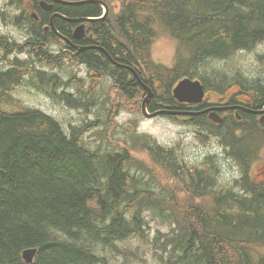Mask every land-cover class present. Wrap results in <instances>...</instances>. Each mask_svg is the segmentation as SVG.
Returning <instances> with one entry per match:
<instances>
[{
	"label": "trees",
	"instance_id": "16d2710c",
	"mask_svg": "<svg viewBox=\"0 0 264 264\" xmlns=\"http://www.w3.org/2000/svg\"><path fill=\"white\" fill-rule=\"evenodd\" d=\"M61 1L71 4L52 1L54 11L63 17L55 18L56 28L69 39L76 23L67 18L96 17L103 12V6L95 2ZM107 1L113 3L108 16L88 23L82 40L73 39V61L64 45L58 53L50 48L59 41L44 24L34 35L35 41L31 39L33 50H37L42 65L85 63L98 75L111 76L114 98L128 102L142 101L145 96L134 76L137 72L153 88L149 104L152 112L167 107L188 111L187 104L177 102L173 94L179 80L199 78L208 89L225 86L220 82L230 75L216 67L238 52L264 48V0H119V8L113 0ZM11 2L26 7L25 0ZM23 11L29 13L28 9ZM45 23H50L49 16ZM160 29L178 40L174 66L158 63L151 55L152 41ZM81 46L88 48L81 50ZM186 51H191V57H185ZM28 74L40 86L51 83L41 69L22 63L14 67L11 63L0 71V85L4 88L9 81L15 84ZM211 79L218 82L217 86H210ZM63 84L65 87L54 89L51 95L71 107L90 110L100 102L95 95H79L78 87L76 91L71 89L68 81ZM250 85L257 96L250 107L260 110L264 108V78L256 77L241 87ZM109 89L100 106L105 114L115 115L123 104L114 105L116 100L109 99ZM4 92H0V264H28L23 257L28 248L38 250L30 264H109L105 257L108 251L139 256L144 263L147 250L160 264H264V178L247 185L249 195L230 197L229 202L218 199V205L213 198L209 206L186 202L180 206L165 194L173 195L172 188L162 191L169 180L160 170L180 179L192 177L197 165L184 167L173 149L161 146L148 134L138 133L135 127L119 129L122 124L111 116L103 121L104 129L100 127L94 133L98 140H92L94 135L85 136V132L96 121L70 124L68 131L39 108L4 107ZM259 116L249 115L250 126H242L239 118L231 122L244 128L246 136L256 135L250 145L244 142L238 146V157L245 156L249 146L252 156L264 144V135L258 131ZM207 127L219 138L225 137L224 131L218 133L221 125ZM134 169L154 173L157 177L151 174L152 180L160 191L150 187L145 174L139 176ZM202 179L205 183L207 175ZM187 185L193 197H206L197 184ZM204 188L215 192L207 185ZM153 221L168 224L169 230L159 228L151 238ZM134 236L146 247L123 244Z\"/></svg>",
	"mask_w": 264,
	"mask_h": 264
},
{
	"label": "rangeland",
	"instance_id": "374dc122",
	"mask_svg": "<svg viewBox=\"0 0 264 264\" xmlns=\"http://www.w3.org/2000/svg\"><path fill=\"white\" fill-rule=\"evenodd\" d=\"M8 0H0V34L5 33L8 35L10 40L8 41L7 47L4 49V52L0 49V71H5L6 66H9L11 62L17 61L16 66L19 67L21 64L20 58H26L28 53L25 51L24 47H18L13 45L14 40L18 42H24L27 37L26 34L21 31L16 24L6 25L5 20L2 16V9L6 8ZM116 3L117 8L120 4L119 0H113ZM119 3V4H118ZM16 8H8L10 13V17L13 15V10ZM7 39V38H5ZM9 46V47H8ZM59 47L57 45L56 49ZM178 48V40L174 38L170 33L166 30L160 29L157 31L155 39L152 41L151 45V54L154 60L158 63L164 64L166 66H174L175 64V56ZM259 49L248 51V52H238L230 60L226 61L224 65L219 68V70H226L228 75H230L229 79L225 78L220 82V85H225L227 88V92L232 95L230 99L236 100H246V103L251 105L257 98L256 93L248 92L244 90L241 85L254 80L256 77L264 78V48L257 47ZM191 51L185 52V57H191ZM31 59V57H30ZM32 60V59H31ZM34 63H39V60H32ZM213 63V62H212ZM188 64V61L185 62ZM29 67L36 69L32 65H28ZM228 69H232L229 71ZM41 71L46 72V76L49 78L51 84L40 86L36 85L33 81V78L30 74L26 75L21 79V81L13 84H8L6 82L5 87L3 88L0 85V92L4 89V101L2 105L4 107H8L11 109H20V105L31 106L42 109L52 116L56 117V119L60 120V122L65 126L66 130L70 131V124L75 125H86L91 123V121H96V124H92L88 127V130L85 132V136L94 135L98 128L104 129L103 121L107 120V117H114L115 121L122 124L118 128L124 129L129 127H135L138 133L148 134L155 138L157 142L167 148V149H175L177 148L182 156H186L189 159H194L195 157L205 156L208 158V163L200 167L197 165L196 172L193 176H186L180 179L175 178L174 176H170L163 170L160 172L163 175H166L169 180L168 187L163 186V188H172L173 189V197L174 203L177 205L183 206L184 202L192 205V204H204L205 206H209L213 198H215L218 202H229L230 197H236L238 195H249L250 192L248 189V184L254 183L259 179L264 178V149L262 150L264 144L259 145L256 152H252V156H250V146L249 149L246 150V155L243 157H238V154H233L231 149L227 147H232L228 142H226L223 146L219 144V146H214L213 149L208 150L203 146L199 147V136L196 134L197 127L193 126L195 121L191 122L187 120L186 116H179L178 120L169 118L167 116L158 115L154 118H148L144 115L142 110V101L139 102H128L124 98H114L116 91L115 88H110L113 85V80L109 75L100 74L98 75L95 71H89L87 66H83L80 63H67V64H55V65H44L41 68ZM55 74L58 76L56 78ZM53 76V77H51ZM56 79V83H54ZM63 81H68V85L71 89H77L78 93L82 92L88 95L97 96V101L99 103H95L94 106L90 108V110H86L85 108L79 109L74 108L52 97L50 94L54 89L60 91L61 87H65ZM139 84H141L138 81ZM208 83L211 87L217 86V81L211 79L208 80ZM8 85V86H7ZM110 88V89H109ZM6 89V90H5ZM109 89V94H112V97H109L110 100H116L114 105H117L118 102H121L120 110L118 113L113 115L110 113L109 115L105 114L102 109L101 102L103 101V94ZM210 94L214 95L215 100H219V93L215 91V89H210ZM249 93V95L245 94ZM81 95V94H79ZM181 104H186L185 102H180ZM110 104V102H107ZM264 108L260 109L263 110ZM257 111L254 109H250L249 111ZM254 113V112H252ZM259 116V120L264 116V113H254ZM115 122H113L114 124ZM264 122L261 121V126L258 128L261 136L264 135ZM221 127H224L223 121L221 123ZM242 125H249L250 121L244 122L241 121ZM95 125V126H93ZM118 133V132H117ZM116 133V134H117ZM263 133V134H262ZM255 134L247 135L245 132H242L240 128L236 127V132L233 136L236 144L247 143L250 145V142H253V139L256 137ZM203 136V132L201 131L200 137ZM232 138V142L233 139ZM262 142H264V137H262ZM92 140L97 141L98 137L93 136ZM250 140V141H249ZM218 142V139L213 140V142ZM99 143V142H96ZM256 143V140H254ZM252 149V148H251ZM137 153L141 156H145V154L141 151H137ZM235 156V157H234ZM253 157V158H251ZM246 160V161H245ZM256 161L252 163V161ZM262 162V163H259ZM250 163V168H248V164ZM252 163V165H251ZM172 167H174L173 163H170ZM149 170L148 168H146ZM248 169V170H247ZM147 170H137L134 169L137 175L142 176L145 174L144 179H149L150 187L156 189V191H160L161 187L155 186L156 183L152 180V175L156 176L154 173H148ZM151 171V170H150ZM250 174H249V172ZM207 175L205 183L203 182L204 176ZM257 175V176H256ZM157 177V176H156ZM200 177L197 181L196 178ZM158 179V178H157ZM191 183L197 184V187H200L199 191L207 193V195L202 199L195 198L188 191L187 181ZM208 180V181H207ZM201 181L203 183H201ZM166 182V181H165ZM158 184V183H157ZM162 184V183H161ZM209 186L212 190L204 188L205 185ZM168 199L171 198L170 193L165 192ZM201 195L200 193H198ZM218 202V205H219ZM152 228L150 230V237L154 238L157 229H163V231L169 230L168 224H161L160 222L153 221L151 222ZM168 226V227H167ZM125 246L135 247L139 245L141 248L146 247V244L142 243L137 236L130 237L123 243ZM158 248V247H157ZM117 255L110 254L108 251L105 254V257L109 258V264H160L155 262L154 257H152L151 252L147 250L146 252V262L140 261L139 256H129L125 252H117Z\"/></svg>",
	"mask_w": 264,
	"mask_h": 264
},
{
	"label": "flooded vegetation",
	"instance_id": "af4514ba",
	"mask_svg": "<svg viewBox=\"0 0 264 264\" xmlns=\"http://www.w3.org/2000/svg\"><path fill=\"white\" fill-rule=\"evenodd\" d=\"M43 0H25L26 2V7H15V3L11 4V0L7 1V6L6 8L2 9L1 13L3 16V19H7L5 20V24L6 25H12V24H16L17 27H19L21 29V31H23L26 34V37L28 38V45H29V49L32 48V40L35 41L34 39V35L37 34V30H41V26L44 24L45 25V30L48 31L50 29H52L56 34L58 38H55L56 40L59 41V43L57 45L62 46L64 45L65 47V51L67 53H70V60H72V56L74 53V47L76 46V44L74 43V40H82L85 36L86 33L88 31V23H90V21L85 22L86 28H85V35L82 38L76 39L74 38V31L76 29V27L79 25L78 23H76L75 28H72V25L70 26L72 28V38L70 37V39L64 35H62L59 31V29L56 28V23H55V18L59 17L62 18V16H60V13H57L54 11V8L52 10H46L41 2ZM48 3H52L51 0H45ZM120 7V5H118ZM16 8L15 10H13V15L10 17V13L8 11V8ZM118 7V8H119ZM23 9H28L29 13L24 12ZM55 14H58L57 16L53 18V16ZM47 16H49V24H46L45 22L47 21ZM84 18V17H81ZM68 21V20H67ZM70 22V21H68ZM52 24L55 26L56 30L52 27ZM68 30V27L67 29ZM0 45L3 44L2 41H6L8 42L10 40L11 37H9L8 35H5V33L0 34ZM66 39H68L69 41H67ZM7 38V39H5ZM4 39V40H2ZM74 39V40H73ZM61 41L65 42V44H62ZM58 47V48H59ZM36 51V50H34ZM81 64H85V63H81ZM135 76V74H134ZM140 86L142 87V85L140 84ZM139 87V88H141ZM143 88V87H142ZM244 90L248 91V92H253V87L250 85V87H242ZM215 89V88H213ZM210 89H207V92L205 94L204 100L203 102H201L200 104H187L188 110L189 112H198V111H204L206 109H210L208 111H205L202 114L196 115V114H176V115H172L171 117L173 119H177L179 116H186L187 120H190L191 122L195 121L196 123H194L193 126L197 127V132L196 134L199 136V142L201 143L200 146H203L204 148H207L208 150L213 149L214 146H219V144H225L226 142H228L232 147H227L228 149H231L233 154H237L238 153V146L240 144H236L234 141L232 142V138L236 132V127L232 126L231 122H233V119L235 118H239V121H250V117L249 115H257V114H252L249 113L247 111H244L245 108L246 109H251L250 104H248V102L246 103V100H236V99H230L232 97V95L230 93L227 92V88L225 87H218L215 89L216 92L219 93V100H215V96L210 94ZM247 95H249V93H245ZM178 102V101H177ZM236 102V103H234ZM238 106H241L242 108H238ZM225 107H230V108H226V109H217V108H225ZM234 107V108H231ZM239 110H243L241 113ZM216 111L219 115H221L223 117V124L224 127H220L218 128V133L224 131L225 137L219 138L217 135V132H214L213 130L209 129L207 127V125L211 124L212 126L214 125V122L211 121L210 119V113ZM209 123V124H208ZM243 126V125H242ZM244 129V128H243ZM243 129H241L242 132H246V130L244 131ZM201 131L203 132V136L200 137L201 135ZM218 139V142L216 143L215 141L213 142V140ZM224 140V141H223ZM221 147L223 148V146L221 145ZM173 149V148H171ZM175 155L177 154L179 156V158L183 161L184 167L186 168H190L189 166H194V165H203L205 166L208 163V158L205 156H201V157H195L194 159H189L186 156H182L179 152V150L177 148L173 149ZM200 166V167H203ZM262 166H264V164H262ZM193 170H196V168H194ZM179 172H184L183 170H180ZM195 173V172H194ZM193 171L191 172V175L193 176ZM257 176V175H256ZM177 178V177H175ZM259 179V178H258ZM187 182L190 183V181L188 180ZM250 184V183H249Z\"/></svg>",
	"mask_w": 264,
	"mask_h": 264
},
{
	"label": "water",
	"instance_id": "95a60500",
	"mask_svg": "<svg viewBox=\"0 0 264 264\" xmlns=\"http://www.w3.org/2000/svg\"><path fill=\"white\" fill-rule=\"evenodd\" d=\"M83 1L84 2H95V3L101 4L104 6V8L106 7L108 10V4L105 0H83ZM66 3L71 4L70 2H66ZM41 4L46 10L50 9V4L48 2L42 1ZM57 15L58 14H55L52 19H54V17ZM67 20L70 22L79 24L74 31V36L75 38H82L85 35L84 33H85V28H86V25L84 22L92 21L95 19H93L92 17H85V18H67ZM52 27L56 30L53 24H52ZM66 40L69 41L68 39ZM134 74L136 75L138 81L144 87L145 92H146L143 103H142L143 113L146 115V117L150 118V117H154V116L164 113L161 111L152 112L149 110L150 101L154 97L153 88L150 85L146 84L141 79V77L137 75L135 72ZM205 92H206V87L204 83L200 79H195L191 77H186V78L181 79L176 85H174V88H173V94L175 98H177L180 102H185V103H201L204 99ZM252 112L263 114L264 109L252 111ZM188 113H184V114H188ZM214 119L215 121L219 123L222 122L221 119L219 118H214ZM261 121L264 122V116L261 118ZM37 252H38L37 248H29L28 250H26V259H25L26 262L32 263L35 259Z\"/></svg>",
	"mask_w": 264,
	"mask_h": 264
},
{
	"label": "bare ground",
	"instance_id": "6f19581e",
	"mask_svg": "<svg viewBox=\"0 0 264 264\" xmlns=\"http://www.w3.org/2000/svg\"><path fill=\"white\" fill-rule=\"evenodd\" d=\"M52 1H55V2H58V3H64V4H67L65 1H61V0H52ZM50 4V10H52L53 8H54V3L52 2V3H49ZM111 5H113V3L112 4H109L108 3V10H107V8L105 7L104 9H103V12H102V15H100V16H96V17H92L93 19H95V20H92V21H90V23H92V22H96V21H101V20H103V19H105L107 16H108V14H109V12H110V7H111ZM89 29V28H88ZM85 33H86V31H85ZM84 33V34H85ZM87 34V33H86ZM89 36H92V33L90 32L89 33ZM9 47V46H8ZM88 48V46H81V50H85V49H87ZM16 62L17 61H13V62H11L12 64H13V66L14 67H17L16 66ZM81 64V63H80ZM81 65H83V66H87L88 67V65L87 64H81ZM120 66V65H119ZM121 67H124L123 65L121 66ZM89 68V67H88ZM89 71H95V70H93V69H90L89 68ZM96 72V71H95ZM42 73L44 74V78L46 79V78H48L47 76H46V72H43L42 71ZM55 76H57L56 74H55ZM51 77H53V76H51ZM56 78H58V76L56 77ZM110 78L112 79V77L110 76ZM49 79V78H48ZM113 80V79H112ZM49 84H51V83H49ZM219 87H225V86H219ZM154 92V91H153ZM82 92H80L79 94H81ZM176 100L177 101H179L177 98H176ZM226 108H230V107H225V108H217V109H226ZM231 108H234V107H231ZM238 108H242L241 106H238ZM208 110H210V109H206V110H204V111H198V112H190V113H188V114H196V115H199V114H202V113H204L205 111H208ZM245 110H247L246 108H245ZM156 111H161V112H164V113H162V114H159V115H162V116H167V117H169V118H172L171 116L172 115H176V114H184V113H177L174 109H171V108H161V109H157ZM156 111H153V112H156ZM158 116V115H157ZM214 118H219V119H221V121H223V117L221 116V115H219L216 111H213V112H211L210 113V119H211V121L212 122H214V125L215 126H219V125H221V124H219L217 121H215V119ZM164 171V170H163ZM170 176H174V175H172V174H170ZM175 177V176H174ZM170 199H173L174 200V197H173V195H171V198ZM127 240V239H126ZM29 249V248H28ZM28 249H26V250H28ZM26 250H24V252H23V257H24V260L26 259ZM260 259V258H259ZM26 261V260H25Z\"/></svg>",
	"mask_w": 264,
	"mask_h": 264
}]
</instances>
